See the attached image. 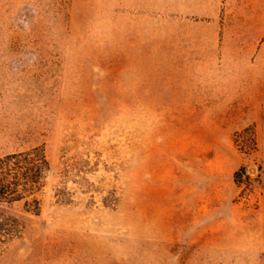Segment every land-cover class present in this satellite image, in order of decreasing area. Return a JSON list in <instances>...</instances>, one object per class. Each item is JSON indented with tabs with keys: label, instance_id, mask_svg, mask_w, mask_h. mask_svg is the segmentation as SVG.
I'll list each match as a JSON object with an SVG mask.
<instances>
[{
	"label": "rangeland",
	"instance_id": "rangeland-1",
	"mask_svg": "<svg viewBox=\"0 0 264 264\" xmlns=\"http://www.w3.org/2000/svg\"><path fill=\"white\" fill-rule=\"evenodd\" d=\"M0 264H264V0H0Z\"/></svg>",
	"mask_w": 264,
	"mask_h": 264
},
{
	"label": "trees",
	"instance_id": "trees-1",
	"mask_svg": "<svg viewBox=\"0 0 264 264\" xmlns=\"http://www.w3.org/2000/svg\"><path fill=\"white\" fill-rule=\"evenodd\" d=\"M48 168V161L40 147L0 156V210L20 201L24 206L38 208L32 195L42 185Z\"/></svg>",
	"mask_w": 264,
	"mask_h": 264
}]
</instances>
